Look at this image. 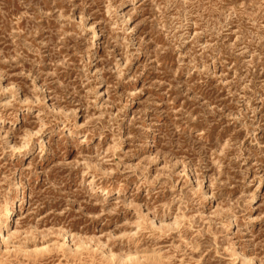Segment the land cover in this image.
Here are the masks:
<instances>
[{
    "label": "rangeland",
    "instance_id": "rangeland-1",
    "mask_svg": "<svg viewBox=\"0 0 264 264\" xmlns=\"http://www.w3.org/2000/svg\"><path fill=\"white\" fill-rule=\"evenodd\" d=\"M0 220V264H264V0H0Z\"/></svg>",
    "mask_w": 264,
    "mask_h": 264
},
{
    "label": "bare ground",
    "instance_id": "bare-ground-1",
    "mask_svg": "<svg viewBox=\"0 0 264 264\" xmlns=\"http://www.w3.org/2000/svg\"><path fill=\"white\" fill-rule=\"evenodd\" d=\"M14 214V212L12 211V210H10L9 212H8V216L6 217V218H4V221H8V220H10L11 218H12V215ZM16 216V214H14V217ZM13 219V218H12ZM0 223H1V225L3 224V226H5L6 227V224H4V222L2 221V220H0ZM0 237L2 238V239H5L6 237H7V235L8 234H6V232H4L3 230L0 232ZM74 250V249H73ZM18 251V250H17ZM138 256V255H137ZM147 257V256H146ZM154 257V256H153ZM144 259V258H143ZM159 259V258H158ZM123 260V259H122ZM134 261V260H133Z\"/></svg>",
    "mask_w": 264,
    "mask_h": 264
}]
</instances>
